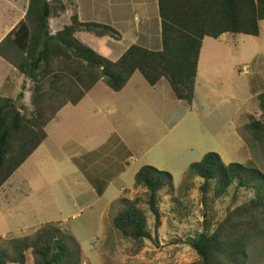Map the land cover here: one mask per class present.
I'll return each instance as SVG.
<instances>
[{"label": "rangeland", "instance_id": "1", "mask_svg": "<svg viewBox=\"0 0 264 264\" xmlns=\"http://www.w3.org/2000/svg\"><path fill=\"white\" fill-rule=\"evenodd\" d=\"M28 1L0 0V41L25 17ZM64 1H69V8L61 17L53 16L50 19L52 33L70 24L75 12L82 21L112 24L105 18L108 7L104 5V0ZM114 25L123 33L119 45L109 36L102 38L88 32H79L76 37L99 53L107 48L119 49L121 52L127 50L131 43V31L136 30V43H143L154 49L160 45L158 37L153 42L148 40V36L151 35L152 39L155 34H160L159 22L148 24L151 29L148 32L144 30L147 27L144 23L134 25L123 22ZM10 70V65L0 58V77L5 79V83L2 82L5 93L14 97L12 99L15 105L30 117L33 110L32 83L21 75L16 77L18 73ZM197 78L195 99L186 114L183 112L189 106L188 103L179 101L166 79L156 87H151L137 71L123 94L117 95L110 88L103 87L104 82L94 91L102 96L111 95L103 101L117 107L116 115L103 109L97 114L92 110L93 107L85 108L83 101L79 106V114H82V123L85 125L83 135L66 129L62 123L65 117L58 115L57 124L52 122L47 127L51 141L48 143L50 148L45 155V163L37 165L35 162L38 160L32 158L30 166L33 163L35 166L26 172V167L20 168L11 179L19 180L22 172L24 175L31 173L34 186L32 196L26 198L27 184H20L18 181L7 183L0 189V250L9 249L15 240L33 237L48 224L59 228L64 236H71L80 244L82 264H189L196 261L198 256L188 242L197 232L202 231L204 220L211 219V229L215 228L228 211L252 198L253 190L239 188L234 183L224 196L215 201H212L213 194L209 193L206 202L209 207L206 208L200 191L202 179L190 176L187 172L184 179L181 175L191 163L200 161L208 152L220 154L226 164L237 162L256 167L264 173L263 142L255 139L244 128V124L261 119L258 100L249 98L247 91L250 90L248 81L256 92L264 91V20L260 25L259 36L226 34L218 39L207 37L199 58ZM17 85L21 91L25 86L22 98L16 91ZM102 88H107V92ZM118 96L122 99L119 101L121 109L116 102ZM228 96H232L233 100H227ZM237 108L240 117L238 133H235V122L232 120H235ZM112 118L120 119L125 128H132L126 133L120 127L123 133L120 138L131 146L130 153L136 156V160L130 163V167L124 168L123 174L115 172L113 162L108 159L100 164L99 168L111 178H107L109 184L103 182L108 186L109 193H116L121 184L132 188L138 167L145 164L158 169L164 167L160 170L170 172L175 180L173 189L161 191L159 206L166 216L157 232L153 215L142 205L155 239L146 241V247L138 255L130 253L135 247L134 242L123 237L112 225L113 222L106 224V233L105 224L101 228L100 214L106 199H97L92 189L100 184L103 186V183L96 181L91 184L97 186L92 187L91 184L75 181L73 167L61 149L69 137H82L83 140L86 135H91L88 144L92 145L94 135L104 137L109 133L113 134L107 125L101 131L102 124ZM118 133L119 131L116 132ZM163 145L169 147L166 151L167 160L162 150L158 149ZM99 168L95 166L92 171L98 173ZM82 187L88 189L80 191ZM143 190L144 188L136 196L141 195ZM87 191H90L89 198H86L88 201L81 200ZM107 198L109 200L112 197ZM116 205L122 207L119 201ZM114 212L112 207L110 216ZM103 234L107 235L105 241H101ZM27 264H33L30 251L27 252ZM246 264H264V228L249 246Z\"/></svg>", "mask_w": 264, "mask_h": 264}, {"label": "trees", "instance_id": "2", "mask_svg": "<svg viewBox=\"0 0 264 264\" xmlns=\"http://www.w3.org/2000/svg\"><path fill=\"white\" fill-rule=\"evenodd\" d=\"M67 7L64 0H29L25 17L0 41V57L32 83L33 106L29 117L14 99L0 97V189L47 137L46 127L57 113L69 103H79L99 81L118 92L139 71L152 86L165 78L178 99L192 102L204 39L224 34L259 36L264 20V0H158L161 46L134 43L112 61L76 37L83 31L119 39L121 33L111 25L81 21L75 12L70 24L56 33L50 31V19ZM257 99L261 119L244 128L264 145V91ZM187 173L202 179L206 208L209 193L215 201L234 183L253 190V197L228 211L215 228L211 229V219L204 220L202 231L188 242L198 256L189 264H246L249 246L264 228V173L237 162L226 164L216 152L191 163ZM135 183L144 193L133 200L121 198L122 207L113 219L115 229L134 242L132 255L155 239L142 205L153 215L157 232L166 216L159 206L160 194L173 189L174 177L145 164ZM28 251L33 264H82L80 244L54 225L0 250V264H27Z\"/></svg>", "mask_w": 264, "mask_h": 264}, {"label": "crops", "instance_id": "3", "mask_svg": "<svg viewBox=\"0 0 264 264\" xmlns=\"http://www.w3.org/2000/svg\"><path fill=\"white\" fill-rule=\"evenodd\" d=\"M71 1V0H70ZM67 5H69V1L66 2ZM28 4L29 1L27 2V8H28ZM104 5H106L108 8H106V11L108 12L105 15V18H107V21L110 20V22L112 24L106 23L108 25L113 26L114 28H116L120 33H122L119 28H117L114 24H118V23H123V22H129L132 24H141L144 23L147 25V27L144 29L145 31H149L150 26H148V24L150 25L151 23H160V17H159V12H158V0H104ZM69 6L67 7L68 10ZM66 10V11H67ZM65 11V12H66ZM64 12V13H65ZM61 13L59 15H56V18L61 17L62 14ZM80 18V17H79ZM81 20V18H80ZM82 21V20H81ZM263 21H260V25L262 24ZM139 26V25H138ZM160 31V28H159ZM83 32V31H82ZM79 32L76 33V36ZM132 36L131 38V43L129 45V47L136 43L135 41V37L138 38V30L136 31H131ZM123 35V33H122ZM121 35V36H122ZM226 35V34H224ZM222 35V36H224ZM160 34H155L152 39H151V35L148 36V40L150 42H153L155 37H158V41L160 43V45H158V41H156V45H158L159 47L161 46V40H160ZM221 36V37H222ZM251 36V35H249ZM107 37V36H104ZM110 37V36H109ZM103 38V37H102ZM112 38V37H110ZM114 39V41L119 45L121 43V37L119 39ZM137 40V39H136ZM206 38L203 41V46H204V42H205ZM143 44V43H142ZM127 45V44H126ZM144 45V44H143ZM202 46V48H203ZM158 47V48H159ZM126 51V49L124 51H120L119 49H103L101 54L105 55L107 58H109L112 61H116L118 58L121 57V55ZM1 58V57H0ZM2 59V58H1ZM4 60V59H3ZM5 61V60H4ZM9 64V63H7ZM10 65V64H9ZM199 65V64H198ZM11 72L14 70L17 72V70L15 68H13L11 65ZM13 69V70H12ZM10 72V73H11ZM139 72V71H138ZM18 74L16 75V77H20L19 75L25 77L24 75L20 74L19 72H17ZM136 73V72H135ZM134 73V75H135ZM133 75V76H134ZM142 75V74H141ZM133 76L131 77V79L133 78ZM9 75L6 77V80L8 79ZM4 79V78H3ZM28 79V78H27ZM131 79L129 80V82L127 83V85L121 90V91H114L112 90L105 81L101 80L99 81L83 98L82 100L77 103V104H67L65 105L56 115V117L47 125V127L52 123L55 122L57 124L56 119L59 118V116L63 115L65 118L63 119V126L68 129L71 130L73 133L75 132H80L81 135H83V127L85 125H83L82 123V114L81 113V109L79 108L80 105H82L83 101L84 102V107L89 109L91 107H93L92 110H94L95 112H97V114H99L101 112V110H105L107 112H111L112 115H116L118 113L117 107L116 106H112L110 103H104L103 100H106L107 98H110L111 95H105L102 96L99 93L94 92L95 89H97V87H99L101 82L105 83V86L103 87H108L110 88L112 91H114L115 93H117V95L123 94L124 91L127 89L129 83L131 82ZM165 78L161 79L156 85L151 87H156L161 81H163ZM198 79V78H197ZM197 79H196V84H197ZM19 80V79H18ZM0 97H9V98H14L11 97L10 95H8L7 93H5L6 89H5V85H4V80H2V77H0ZM24 81V80H23ZM4 82V83H2ZM169 83V82H168ZM249 84V89L247 92L249 94V98L253 99H257V96L259 94V92H256L253 88H251L250 82L248 81ZM170 86V84H169ZM171 88V87H170ZM107 88H102L101 90H104L105 92H107L106 90ZM23 90H25V86H23ZM21 91V88L19 85H17L16 87V91L19 93V97H23L24 95V91ZM172 90V89H171ZM196 91V88H195ZM173 93V92H172ZM256 95V98H253ZM195 99V97H194ZM193 99V101H194ZM227 100H233L232 96H228V98H226ZM248 99V98H247ZM117 104L119 105V101H121L122 99L118 96L117 99ZM179 101H182V103L186 102L188 103L187 108L184 110V114H186V112H188L190 110V105H192V102H188L186 100H181L179 99ZM120 109L122 108L119 105ZM236 115H235V120L233 119L232 121H234V127H235V133H238V120L240 117V113H239V109L237 108L236 110ZM92 112V111H91ZM180 115L181 117L184 116ZM245 116H247L246 113H244ZM59 115V116H58ZM107 125L108 128H110V130L113 132V134L109 133L106 136H100L99 134L94 135V144L89 145L88 143L91 140V135H86V137L82 140V137L76 138L75 137H69V140L62 144L61 149L64 152V156L70 161L71 166L73 167V174H76V178L75 181H77L78 183H84V184H91L94 183L96 181L98 182H109L107 180V176L104 174V171L101 170L99 168L100 164L105 161L106 159H108L109 161H112L115 167V172L117 173H124V168L126 167H130L132 162H134L136 160V156L132 155L130 153L131 151V146H129L122 138L123 137V133L120 130V127L124 130V132L128 133L132 130L131 127L125 128L122 125V121L118 118H112L110 120H108L107 122L103 123L101 126V131L103 130L104 126ZM47 127H46V132H47V137L44 139V141L40 144V146L32 153V155L21 165L20 168L26 167L24 168V172H26L29 168L34 167L35 163L37 165H41L43 163H45V155L48 153L49 151V146L48 143L51 141V134L49 131H47ZM119 131L118 134H116V132ZM97 132V131H96ZM98 133V132H97ZM119 139V142H116V139ZM162 148V149H161ZM161 148H158L160 150H162L161 152H163V155L165 156L166 160H167V152L169 150V147L167 148V146L164 147L161 146ZM114 151V152H113ZM112 153V154H111ZM111 154V155H110ZM110 155V156H109ZM33 159H37L38 162L33 163V165L30 166V162ZM150 163V162H147ZM97 166L99 168L98 173H95L94 171H92V168ZM167 170L168 169V166ZM19 168V169H20ZM138 167V171H139ZM164 168V167H160ZM18 169V170H19ZM17 170V171H18ZM163 170V169H162ZM16 171V172H17ZM23 171V169H22ZM31 171V169H30ZM137 171V172H138ZM15 172V173H16ZM186 172H184L183 175H181V177H183V179L186 176ZM15 173L9 178V180L5 183H12L13 182H19L20 184H27V188L26 190L28 191V194L26 196V198H30L32 196V194L34 193V186L32 184V177H31V173H26L24 175V173L22 172V176L21 178L15 179L14 181L11 180L12 177L15 175ZM136 175V174H135ZM174 177V176H173ZM89 178V180H88ZM109 180H111V178H108ZM11 180V181H10ZM10 181V182H9ZM13 181V182H12ZM175 181V180H174ZM4 184V185H5ZM3 185V187H4ZM92 187L97 186L96 184H91ZM108 186H105V184L103 183L100 184L96 189L93 188L92 192L96 194V198L100 199V198H105V206L101 211V219H102V227L104 228V224H105V233L107 231L106 224L109 223L111 224L113 222V219L116 215V213L118 212V208L117 207V203L121 198H127L130 200H133L135 197H137V194H140L143 187L141 186H137L136 183L134 182L132 188H129L127 185L121 184V186L118 188V190L116 191V193H109ZM88 187H82L80 191H85L87 190ZM145 189L143 190L144 193ZM142 193V194H143ZM89 194L90 191H87V193L85 194V196L81 197V200L85 201L86 198H89ZM141 194V195H142ZM111 196L112 198L108 200L107 197ZM140 196V195H138ZM88 201V200H86ZM112 207H114L115 212L113 213L112 216H110V211L112 209ZM113 225V223H112ZM36 226V225H35ZM114 226V225H113ZM37 227V226H36ZM39 227V226H38ZM107 240V235L103 234L101 241H105ZM81 245L83 246V244L81 243ZM86 247V246H85Z\"/></svg>", "mask_w": 264, "mask_h": 264}]
</instances>
